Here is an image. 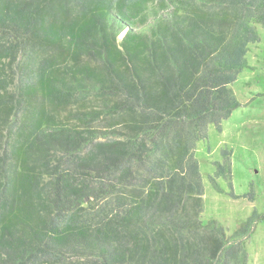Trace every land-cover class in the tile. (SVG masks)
Masks as SVG:
<instances>
[{"label": "trees", "instance_id": "obj_1", "mask_svg": "<svg viewBox=\"0 0 264 264\" xmlns=\"http://www.w3.org/2000/svg\"><path fill=\"white\" fill-rule=\"evenodd\" d=\"M59 1L0 0V71L23 73L0 78V264H247L201 219L195 151L240 107L264 0Z\"/></svg>", "mask_w": 264, "mask_h": 264}, {"label": "rangeland", "instance_id": "obj_2", "mask_svg": "<svg viewBox=\"0 0 264 264\" xmlns=\"http://www.w3.org/2000/svg\"><path fill=\"white\" fill-rule=\"evenodd\" d=\"M58 4L59 0H53ZM74 11L81 9V0H66ZM259 40L249 46L247 53L248 68L243 70L231 85V89L240 103L229 118L222 122L218 132L208 126L207 139L196 146L195 158L204 187L203 212L201 219L217 221L231 237L240 233L239 243L243 244L247 255V264L264 263V220L248 223L253 213L264 214V28L257 26ZM124 32L117 37L121 41ZM22 57L6 66L0 78L4 85L15 89L23 74L20 70ZM0 79V80H1ZM93 103H88V106ZM61 122L72 123L67 113L59 117ZM103 123L96 122V125ZM97 128V127H96ZM101 128V127H98ZM4 144L0 141V151ZM222 151L229 154L231 162V187L222 178L215 177L221 192L216 190L209 177L215 176V162H222ZM226 162V161H225ZM251 195V197H250Z\"/></svg>", "mask_w": 264, "mask_h": 264}]
</instances>
